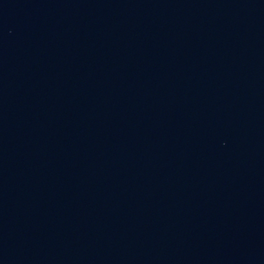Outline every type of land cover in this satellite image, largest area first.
<instances>
[{"label": "water", "instance_id": "1", "mask_svg": "<svg viewBox=\"0 0 264 264\" xmlns=\"http://www.w3.org/2000/svg\"><path fill=\"white\" fill-rule=\"evenodd\" d=\"M0 264H264V0H0Z\"/></svg>", "mask_w": 264, "mask_h": 264}]
</instances>
